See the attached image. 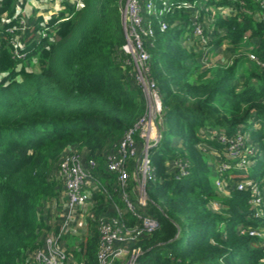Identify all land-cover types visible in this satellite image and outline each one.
Instances as JSON below:
<instances>
[{
	"label": "trees",
	"instance_id": "trees-1",
	"mask_svg": "<svg viewBox=\"0 0 264 264\" xmlns=\"http://www.w3.org/2000/svg\"><path fill=\"white\" fill-rule=\"evenodd\" d=\"M187 1L194 0H170V10L161 5L163 15L152 18L155 33L147 42L149 77L161 94L164 123L159 143L150 150L155 174L147 181L148 204L134 201L133 177L126 189L138 212L159 222L136 243L143 251L139 263L264 264V239L251 234L262 231L264 212L260 216L259 206L252 209L249 203L257 196L256 186L264 210V160L255 152L247 168H232L236 181L251 185L244 190L236 185L224 195L214 180L231 178L229 170L215 174L209 155L197 147L207 139L226 160V144L216 136L203 137L200 128L218 127L229 138L257 126L251 132L264 148V67L249 55L264 62V18L256 15L264 7L260 0H207L209 11L202 9L194 18L198 8L185 9ZM17 2L0 0V16L14 15ZM121 3L84 0L77 8L64 2L48 20L47 35L41 32L42 16L31 21L17 48L24 56L15 52L14 35L6 31L17 21L4 24L0 18V72L5 74L0 81V264H27L28 253L43 245L44 235L58 231L46 212L62 202L57 173L66 150L83 151L97 161L91 189L95 215L118 216L130 227L138 222L117 173L106 164L147 103L135 71L124 61ZM228 6L236 12L222 16L220 10ZM206 12L214 14L210 24ZM196 21L206 22L200 47L193 35ZM224 44L239 55L228 67L204 69L201 59ZM245 46L252 48L247 54ZM135 139L142 141L139 131ZM179 162L187 163L188 174L180 175ZM132 164H127L130 173ZM108 202L125 212L119 214ZM211 202L220 209L214 211ZM99 246L97 222L89 221L87 235L67 246L70 264H99Z\"/></svg>",
	"mask_w": 264,
	"mask_h": 264
},
{
	"label": "built area",
	"instance_id": "built-area-1",
	"mask_svg": "<svg viewBox=\"0 0 264 264\" xmlns=\"http://www.w3.org/2000/svg\"><path fill=\"white\" fill-rule=\"evenodd\" d=\"M18 1L21 3L20 6L17 7L14 15H3L0 16V18L4 24L9 21H17V24L6 27V31L14 35L12 43L16 48L15 52L21 56L22 54L18 52L17 48L20 47V39L28 28L26 20L29 19V17L23 9L25 0ZM47 1V3L50 4L56 3L58 6L61 3L62 6H59V9L62 10L65 7L64 2H68L75 5L77 8H81L84 0ZM260 2L264 7V0H260ZM162 4L167 10L171 9L172 3H167L166 0H163ZM183 4L185 9L192 10L194 7L198 8L197 11L193 13V17L196 18L199 11L207 7V0H194L193 2L187 1ZM155 6V0H125V34L127 41L122 49L127 57H132L134 60L136 66V80L143 86L144 90L148 92L152 111L150 112L148 119L142 117L136 126L130 129L121 139L117 148L107 155L108 169L117 173L119 184L123 189L124 199L128 207L138 218V222L130 227L118 216H96L93 212V190L91 189L93 183L96 182L93 171L97 166V161L93 157L87 158L83 151H76L74 149L66 150L62 153L58 168V178L65 185V193L61 197L62 202L55 207L59 220V222L56 223L58 225V231L52 229L44 235L43 245L35 251L28 253L27 264H70V262L73 261V256H70L67 252V246L63 236L74 230H71V228H73L74 222L80 217V209L89 215L86 222L84 219L85 227L89 224V221L97 222L100 231V246L98 251L99 264H140L139 256L143 251L140 246L136 245V243L140 238L153 232L159 227V222L152 216L138 212L134 202L126 192L130 177L135 178L138 187L137 201L142 206L148 204L149 196L146 190L147 181L153 179L155 174V167L153 166L150 150L152 149L151 147H155L161 139L160 125L156 122L158 133L154 130L152 114L157 118L158 114L162 112V98L155 82L149 77V61L151 56L147 48V42L155 33L152 17L154 15L159 17L158 14L163 15L164 12V8L156 11ZM235 12L236 10L229 6L220 10L222 16H228V14L230 16ZM256 15L264 18V12L261 13L257 11ZM43 18L42 25L44 27L41 32L45 36L49 29L48 20L51 17L43 16ZM31 21H33V19L30 18L29 25ZM159 23L161 30L167 29L168 24L162 18H160ZM203 34V23L196 21L193 29L194 37L205 42ZM249 55L252 59L256 60L258 64L264 67L263 61L259 60L254 54ZM1 75L4 76L5 74L0 72V76ZM138 131L142 138L141 142H138L135 139V134ZM217 138L221 140L222 143L226 144V150L224 153L226 160L223 161L224 169L220 171L227 170V168L231 167V163L235 164L236 166L233 168L238 170L245 169L253 163L251 156L255 154L256 150L253 144H248V142H252L248 141L247 132H243L242 129H239L237 134L232 137L228 138L224 134H220L219 136L217 135ZM134 156L139 157L137 163H135L133 167V171L130 173L127 164ZM178 165L181 170L180 175L185 174L184 171L187 170V163L179 162ZM250 185V183H243L241 186L249 187ZM254 192L257 194L254 199L259 201L261 196L256 186H254ZM50 213L51 212H49L48 216H50ZM47 221L50 224L55 223L51 218ZM87 232L88 226L86 231L81 232V239L87 235ZM251 234L260 233L253 230L251 231ZM260 236L264 239L263 234H260Z\"/></svg>",
	"mask_w": 264,
	"mask_h": 264
},
{
	"label": "rangeland",
	"instance_id": "rangeland-1",
	"mask_svg": "<svg viewBox=\"0 0 264 264\" xmlns=\"http://www.w3.org/2000/svg\"><path fill=\"white\" fill-rule=\"evenodd\" d=\"M162 1L163 0H155V8H156V11L159 10V8H161V5H162ZM42 2L43 3H47L48 1L47 0H35V3L33 5V7H31V13H30V16L31 19H36L37 18V13L38 15H40V12H41V8L40 6L42 5ZM167 3L170 2V0H167L166 1ZM39 3V4H38ZM56 4V3H54ZM56 9L57 11H59V6L61 7L62 4L60 3L59 6L56 4ZM121 13H123L124 9H125V1L122 0V3H121ZM206 10L208 9L207 7L205 8ZM209 11V9H208ZM218 11V10H217ZM51 14V13H50ZM223 14V13H222ZM214 14H210L208 12H206V16H207V24H210L212 21H213V18L210 19ZM229 16V14H228ZM231 16V15H230ZM229 16V17H230ZM209 17V18H208ZM152 18H156L158 19V17L156 15H154ZM29 22H30V18L26 20V23H27V26H29ZM205 22V23H206ZM205 23L204 26H205ZM31 26V25H30ZM26 27V26H25ZM42 31V30H41ZM196 43L197 45L200 47L201 46V42L200 40H196ZM225 45L223 46H220L217 51L219 50L220 53L217 52V54H215L214 56H209L207 58H202L201 59V62H203V64L205 65L204 69L210 67V66H217V65H220V66H224V67H228L232 62H233V59L234 57L238 56L239 54L238 53H234L232 50H231V47H228L227 45L224 47ZM207 48V47H206ZM208 49V48H207ZM207 49H205L204 51L206 52ZM251 46H245L243 47V51H245V53L247 54L249 51H250ZM230 50V51H228ZM21 56H24V54H22ZM131 56V55H130ZM125 64H126V67H129L130 70L133 72L135 71V63H134V60L132 57H127V59L125 58ZM132 74V73H131ZM3 76V75H1ZM0 76V81L2 79V77ZM145 92V95H146V98H147V103H146V110L145 112L143 113L142 117L148 119L149 116H150V112L152 111V108L150 106V101H149V98H148V92L146 90H144ZM141 117V118H142ZM152 118H153V121H154V130L157 131V125H156V122H158V124H163L164 123V120H163V112H161L160 114H158L157 118L154 117V115L152 114ZM257 126H254L253 130H257ZM221 130V131H220ZM250 130H248L247 132V139L248 141L252 142L253 143V146L256 150V152H258V149H260L259 147L261 146L260 142L259 141H255L254 140V137L252 135V132ZM158 132V131H157ZM222 132V129H218V127H213L212 129H206L205 126H202L200 128V135L202 134V136H210V139H212L213 137H217V135L219 136ZM159 133V132H158ZM209 138V137H208ZM262 142H264V137L262 138ZM198 149H200V151L203 153V154H208L209 157H207L208 161H209V164L210 166L213 167V169L215 170V174L216 172H219V170H223L224 169V163H223V158L221 157V155L217 152V148L215 147V145L209 143L207 141V139H203L198 145H197ZM112 152V151H110ZM109 152V153H110ZM261 152L264 153V150ZM108 153V154H109ZM227 156V155H226ZM139 157V156H138ZM138 157L134 156L133 159H130L129 161H132L133 162V167L135 165V163H137V160H138ZM228 157V156H227ZM235 160V159H234ZM108 160H106V164H107ZM236 165L235 164H232L231 163V167L227 168V170H229V175L231 178H228V177H225L224 179H221V178H216L214 181H215V184H216V187H217V190L222 193V194H226V195H231L234 191H235V187L237 185V189L238 190H244L247 186L243 187L241 185L244 184H248L246 181H242V182H239V181H236L237 179L234 178V176L236 175L234 172H233V167H235ZM185 174H188L189 171L188 169L184 171ZM58 175V173H57ZM136 177V175H135ZM135 179V178H134ZM262 183H264V176H262L261 180H260ZM256 182L255 179H253L252 183ZM228 183H230V185H227ZM261 199L262 197H260V200L259 201H256L255 199L254 200H251L249 203H250V207L253 209V208H256L257 207V211L260 213V216L263 215V207H261V205H259V203H261ZM210 207L214 210V211H217L220 209V204H218V202H211L210 203ZM138 210H141L139 207H137ZM140 212V211H139ZM256 216H258V214H255ZM259 216V217H260ZM50 217V216H49ZM50 220V218H48ZM47 219V220H48ZM242 224H239L238 225V229L240 232H243L242 228L241 227ZM260 229H262V231H259V230H256L258 233L260 234H263L264 236V226H261ZM260 234H252V235H259ZM264 245V241L262 243Z\"/></svg>",
	"mask_w": 264,
	"mask_h": 264
},
{
	"label": "crops",
	"instance_id": "crops-1",
	"mask_svg": "<svg viewBox=\"0 0 264 264\" xmlns=\"http://www.w3.org/2000/svg\"><path fill=\"white\" fill-rule=\"evenodd\" d=\"M20 3L21 2H19V1L16 3L17 4L16 5V9H17V7L20 6ZM34 3H35V0H25L24 1L23 9L25 10V12L28 15V17L30 16L31 7H33ZM21 7H22V5H21ZM40 8L42 10L40 12V15H38V13H37V17H39V16H42V17L43 16L52 17L56 13L59 12V11H57L56 6L54 4H50V3H46V2L45 3L42 2V5L40 6ZM29 18H31V17H29ZM224 45L225 46L226 45L228 46V44H224ZM221 46H223V45H221ZM228 47H230V46H228ZM228 51H230V50H228ZM218 53H220V52H218ZM259 148H260V149H258L259 157L264 160V153L261 152V150L263 151L264 148H261V147H259ZM131 166H133V164ZM136 183H137L136 182V179L132 178L130 180V185L132 187L131 191H132V196H133L134 201H137L138 200V194H137L138 193V187H137V184ZM263 189H264V184H263ZM61 193H62L61 194V197H62L63 194L65 193V185L64 184H62V191H61ZM108 203H109V206L115 208L116 211L119 212V214L122 215L123 212H125V209H121L119 206H117L115 204L113 205V203H110V202H108ZM55 207L56 206L53 205L52 209L49 211V212H51L50 213V217L48 216L49 213L46 212L48 214L47 215L48 216L47 218H51L55 222L54 224H56V223L59 222V220H58V213L56 212ZM79 214H80V217H79ZM79 214H78L79 219L74 222L73 228H71V230L72 229H74V230L72 232H70L69 234H64V236H63V239H64V241H65V243H66L67 246H73V245L75 246L76 243L80 242V239L82 237L81 232H84V231L87 230V226L88 225L85 227L84 219H85V222H86V220L89 218V215L87 213H84L83 210H81V209L79 210ZM87 223H88V221H87ZM77 233L78 234L80 233V234L78 235Z\"/></svg>",
	"mask_w": 264,
	"mask_h": 264
},
{
	"label": "water",
	"instance_id": "water-1",
	"mask_svg": "<svg viewBox=\"0 0 264 264\" xmlns=\"http://www.w3.org/2000/svg\"><path fill=\"white\" fill-rule=\"evenodd\" d=\"M125 10V9H124ZM122 24L125 30V26H126V18H125V11H123L122 13ZM161 134V133H160ZM158 144V143H157ZM154 146H152L151 148H153Z\"/></svg>",
	"mask_w": 264,
	"mask_h": 264
}]
</instances>
